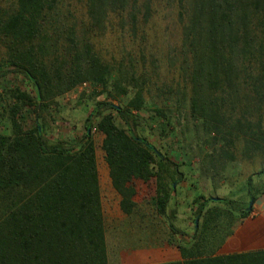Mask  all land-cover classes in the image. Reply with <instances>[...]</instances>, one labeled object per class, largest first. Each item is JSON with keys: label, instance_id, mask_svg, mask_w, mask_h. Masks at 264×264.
<instances>
[{"label": "trees", "instance_id": "trees-1", "mask_svg": "<svg viewBox=\"0 0 264 264\" xmlns=\"http://www.w3.org/2000/svg\"><path fill=\"white\" fill-rule=\"evenodd\" d=\"M79 3L84 13L80 23L74 9ZM177 7L180 45L169 65L175 56L180 62L169 73L178 79L157 87L159 76L143 71L141 51L124 70L121 61L100 59L92 43L111 20L121 30L127 25L134 37L138 23L146 24L150 16L148 0L141 5L138 0H11L0 6V63L4 73L22 76L33 89L32 95L16 88L0 91V126L5 131H0V264H107L92 124L86 118L83 134L73 142L44 137L43 113L78 83H94L114 100L132 91L123 105L95 103L88 115L102 136L103 162L125 215L147 197L152 183L150 203L165 219L172 184L181 176L176 165L138 136L145 124L141 111L164 135L187 105L190 117L225 145L230 146L227 137L234 129L251 150H264V0H177ZM150 86L161 102H169L167 107L159 101L145 105ZM26 109L32 115L27 128L19 121ZM235 113L239 116L228 125ZM199 198L194 218L201 217L200 226L187 237V248L176 246L181 261L164 264H264V251L211 255L216 221L230 215L233 203ZM254 199L249 195L251 203ZM209 201L224 208L205 209ZM249 211L236 210L240 217ZM166 227L171 236H182L167 219Z\"/></svg>", "mask_w": 264, "mask_h": 264}, {"label": "rangeland", "instance_id": "rangeland-1", "mask_svg": "<svg viewBox=\"0 0 264 264\" xmlns=\"http://www.w3.org/2000/svg\"><path fill=\"white\" fill-rule=\"evenodd\" d=\"M9 1L11 0H0V6ZM138 3L141 5L144 0H138ZM148 3L150 16L146 24L138 23L139 26L134 37L128 32L127 25L121 30L116 25L117 23L111 20V25L106 28L103 34L92 39L93 51L108 64L121 61L124 70H127L129 59L137 56L138 51H141L144 55L143 71L152 73V76L157 73L159 77L154 81L157 87H160L178 79V77L176 79L175 73H169L174 71V68L177 69L180 62V57L175 56L172 60L173 64L169 65L172 51H177L180 45V27L177 22L178 7L177 0H148ZM74 9H77L75 16L80 23V20L84 19L81 3L74 4ZM138 15H141L140 8ZM139 18L140 16H137V19ZM79 28L80 24L77 32ZM5 70V67L0 63V73H4ZM138 71L136 70L137 75H139ZM15 88L33 94L32 87L22 76L10 72L0 75V91ZM154 88L150 86L145 90L143 97L147 107L152 102L156 104L158 101L161 102V98ZM238 90L241 95V89ZM184 94L187 99L189 97L188 88H185ZM131 95L132 91H129L126 97L114 100L108 98L102 88L94 83L89 81L78 83L56 97L43 113L46 121L44 137L49 142L76 141L83 134V124L88 118L89 123L92 124L91 136L96 166L106 168L100 149L102 136L95 131L94 117H88V115L95 103L105 101L112 105H123ZM165 97L172 101L167 95ZM161 103H165L167 107L169 102ZM179 113L180 115L173 119L171 127L166 129L164 135L154 126V123L147 119L145 111L138 114L145 123L137 130L138 136L147 139L161 156L176 165L181 176L179 181L172 184L173 193L167 205L165 219L155 214L150 203L148 195L153 193L150 186L152 183L148 185L147 197L140 198L128 215L121 212L119 204L114 207L104 206L105 246L109 252H112L110 254L113 257L118 256L119 250L128 243L147 241L157 245L158 242L164 241L168 234L166 219L175 229L191 234L194 220L198 226L202 220L201 217L194 218V209L201 203L199 197L203 200L225 199L231 201L233 204L228 208L231 209L229 212V216H231L236 213V210L247 208L250 202L249 195L256 196L264 187V173H259L264 168V150H251L250 145H245L246 137H235L238 135L237 132L230 128L231 136L227 137V140L231 144L227 146L225 140L219 135L209 133L199 120H193L190 117L187 105L179 110ZM222 113L226 114L223 110ZM236 113L228 121V125L233 124L234 119L239 116ZM111 114L114 115V112L111 111ZM262 118L264 129V111ZM252 120L254 118L250 117L249 121ZM19 121L26 128L32 126V115L29 109L21 114ZM115 124L121 126L117 119H115ZM0 131L5 132L2 126H0ZM212 136L215 137L214 140L211 139ZM193 201H196L194 206H192ZM213 207L224 208L222 203L213 204L209 201L206 203L205 209ZM113 208L119 216L121 215L120 217H125L124 220H109L112 215L109 216L108 213H112ZM223 221L224 219H220L216 222ZM177 239L179 238L177 237Z\"/></svg>", "mask_w": 264, "mask_h": 264}, {"label": "crops", "instance_id": "crops-1", "mask_svg": "<svg viewBox=\"0 0 264 264\" xmlns=\"http://www.w3.org/2000/svg\"><path fill=\"white\" fill-rule=\"evenodd\" d=\"M97 184L100 199V207L103 218V230L105 213L104 206H118L121 196L112 188L106 168L96 166ZM193 203L192 206H194ZM206 207V206H205ZM191 208V207H190ZM108 209V208H106ZM112 215L109 220L121 221L125 217H120L118 212L108 213ZM124 216V215H123ZM116 220H115V219ZM202 221V220H201ZM201 224V222H200ZM196 227V226H195ZM182 236H171L166 234L164 241L159 244L149 242H132L123 246L119 250L118 256L113 257L112 252L106 249L107 264H164L181 261L180 254L176 246L188 247L190 242L187 237L191 234L180 231ZM215 237V247L212 256H226L264 251V187L259 192L250 206V211L245 217H240L238 212L218 223L212 231ZM105 235V232H104ZM177 237L179 239H177ZM106 242V241H105ZM107 245V244H106Z\"/></svg>", "mask_w": 264, "mask_h": 264}, {"label": "water", "instance_id": "water-1", "mask_svg": "<svg viewBox=\"0 0 264 264\" xmlns=\"http://www.w3.org/2000/svg\"><path fill=\"white\" fill-rule=\"evenodd\" d=\"M250 206H251V201L249 202L248 204V207H247V210L250 209ZM196 226V220H194V227Z\"/></svg>", "mask_w": 264, "mask_h": 264}, {"label": "built area", "instance_id": "built-area-1", "mask_svg": "<svg viewBox=\"0 0 264 264\" xmlns=\"http://www.w3.org/2000/svg\"><path fill=\"white\" fill-rule=\"evenodd\" d=\"M84 86V84H82Z\"/></svg>", "mask_w": 264, "mask_h": 264}]
</instances>
